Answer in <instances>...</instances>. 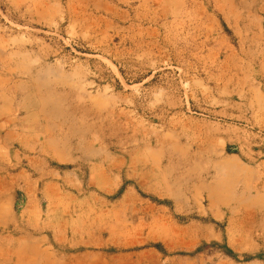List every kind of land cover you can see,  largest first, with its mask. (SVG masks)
I'll list each match as a JSON object with an SVG mask.
<instances>
[{
  "label": "rangeland",
  "instance_id": "obj_1",
  "mask_svg": "<svg viewBox=\"0 0 264 264\" xmlns=\"http://www.w3.org/2000/svg\"><path fill=\"white\" fill-rule=\"evenodd\" d=\"M0 264H264V0H0Z\"/></svg>",
  "mask_w": 264,
  "mask_h": 264
}]
</instances>
